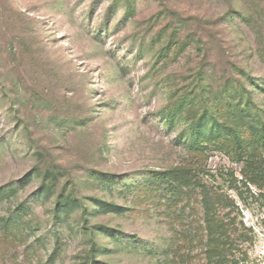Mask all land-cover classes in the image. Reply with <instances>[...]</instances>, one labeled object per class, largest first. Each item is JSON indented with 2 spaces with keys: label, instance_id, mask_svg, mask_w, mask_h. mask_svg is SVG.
Listing matches in <instances>:
<instances>
[{
  "label": "rangeland",
  "instance_id": "rangeland-1",
  "mask_svg": "<svg viewBox=\"0 0 264 264\" xmlns=\"http://www.w3.org/2000/svg\"><path fill=\"white\" fill-rule=\"evenodd\" d=\"M245 77L264 114V0H0V264H207L208 188L264 264V185L233 146L182 183L185 98ZM62 196L81 204L57 218Z\"/></svg>",
  "mask_w": 264,
  "mask_h": 264
},
{
  "label": "trees",
  "instance_id": "trees-1",
  "mask_svg": "<svg viewBox=\"0 0 264 264\" xmlns=\"http://www.w3.org/2000/svg\"><path fill=\"white\" fill-rule=\"evenodd\" d=\"M250 19L251 17L247 18V21ZM247 78L245 77L239 85H236L235 81L228 80L227 84L232 87H223V91L214 92L210 96L190 94V98L187 100L185 98L184 102L189 103L191 113L188 117L191 137L186 143L194 150L196 162L188 172L184 173L182 179L184 185L188 186L194 181V185L200 186L197 183L199 173L203 171L201 169L203 161L200 162V159L206 158L207 152L218 149L228 152L232 146L235 158L243 163L246 176L264 185V114L254 106L255 100L248 88ZM156 174L167 177L169 171H158ZM208 189L209 197L212 199L215 192ZM5 196L4 188L1 187L0 201ZM211 199L206 204L207 264H248L245 247L246 242L252 241V228L246 227L243 223L237 224L229 214L221 216L216 203ZM92 200L98 209L105 213L121 214L125 210L114 202L99 198ZM80 202L78 198L70 200L62 196L57 200L55 217L59 218L69 209L72 211L79 208ZM0 224L3 228L7 226L3 218H0ZM98 228L117 240L113 228L106 225H99Z\"/></svg>",
  "mask_w": 264,
  "mask_h": 264
}]
</instances>
